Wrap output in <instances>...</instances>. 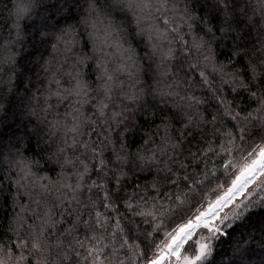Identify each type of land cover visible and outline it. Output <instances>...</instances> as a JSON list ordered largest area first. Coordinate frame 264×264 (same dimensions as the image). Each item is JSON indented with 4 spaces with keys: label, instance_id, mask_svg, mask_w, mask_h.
I'll use <instances>...</instances> for the list:
<instances>
[{
    "label": "snow or ice",
    "instance_id": "1",
    "mask_svg": "<svg viewBox=\"0 0 264 264\" xmlns=\"http://www.w3.org/2000/svg\"><path fill=\"white\" fill-rule=\"evenodd\" d=\"M0 264H264V0H0Z\"/></svg>",
    "mask_w": 264,
    "mask_h": 264
},
{
    "label": "trees",
    "instance_id": "2",
    "mask_svg": "<svg viewBox=\"0 0 264 264\" xmlns=\"http://www.w3.org/2000/svg\"><path fill=\"white\" fill-rule=\"evenodd\" d=\"M133 139H136V137H134ZM142 182V181H141ZM128 191H131V189H128Z\"/></svg>",
    "mask_w": 264,
    "mask_h": 264
}]
</instances>
